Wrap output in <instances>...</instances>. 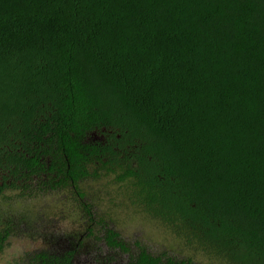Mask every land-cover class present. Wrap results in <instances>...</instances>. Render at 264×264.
<instances>
[{"label": "trees", "instance_id": "obj_1", "mask_svg": "<svg viewBox=\"0 0 264 264\" xmlns=\"http://www.w3.org/2000/svg\"><path fill=\"white\" fill-rule=\"evenodd\" d=\"M110 177L191 257L264 264V0H0V205L59 195L127 264H196L104 222Z\"/></svg>", "mask_w": 264, "mask_h": 264}, {"label": "rangeland", "instance_id": "obj_2", "mask_svg": "<svg viewBox=\"0 0 264 264\" xmlns=\"http://www.w3.org/2000/svg\"><path fill=\"white\" fill-rule=\"evenodd\" d=\"M92 138L98 139L99 135L94 134ZM111 179L86 185V199L98 206L99 215L110 228L115 229L125 242L133 246L138 242L153 255L167 253L178 259L191 257L190 250L160 221L130 206L123 196L124 188L118 189ZM7 205L9 208H5ZM70 205L66 198L55 194L33 201L21 200L13 205L2 202L3 210L12 209L15 222L26 213L29 223L17 224L6 239L0 251V264H27L26 256L39 253L60 255L67 251H75L73 264H127L128 254L109 249L102 239L99 225H94V233L88 237L85 219L72 209L67 211ZM194 256L191 258L196 264H207L201 256Z\"/></svg>", "mask_w": 264, "mask_h": 264}, {"label": "clouds", "instance_id": "obj_3", "mask_svg": "<svg viewBox=\"0 0 264 264\" xmlns=\"http://www.w3.org/2000/svg\"><path fill=\"white\" fill-rule=\"evenodd\" d=\"M16 251H17V252H19V251H20V249H19V247H18V246L16 247Z\"/></svg>", "mask_w": 264, "mask_h": 264}]
</instances>
